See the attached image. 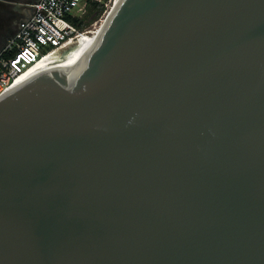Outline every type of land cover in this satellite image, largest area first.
<instances>
[{"label":"water","instance_id":"1","mask_svg":"<svg viewBox=\"0 0 264 264\" xmlns=\"http://www.w3.org/2000/svg\"><path fill=\"white\" fill-rule=\"evenodd\" d=\"M0 264H264V0H119L0 97Z\"/></svg>","mask_w":264,"mask_h":264},{"label":"built area","instance_id":"2","mask_svg":"<svg viewBox=\"0 0 264 264\" xmlns=\"http://www.w3.org/2000/svg\"><path fill=\"white\" fill-rule=\"evenodd\" d=\"M103 1H35L33 13L20 21L18 30L0 50V97L14 88L20 77L52 50L75 45L84 35H95L107 9L89 25L82 21L90 6Z\"/></svg>","mask_w":264,"mask_h":264},{"label":"bare ground","instance_id":"3","mask_svg":"<svg viewBox=\"0 0 264 264\" xmlns=\"http://www.w3.org/2000/svg\"><path fill=\"white\" fill-rule=\"evenodd\" d=\"M118 1L119 0H113L112 5L110 6L109 10H107L106 15L104 16L102 25L96 31L95 35H84L75 45L68 46L64 49L52 50L43 58H41L36 64H34L26 73H24L16 82L15 86L24 82L30 76L43 69L56 67L59 70H63L83 60L98 42L106 18L111 12L114 4Z\"/></svg>","mask_w":264,"mask_h":264},{"label":"crops","instance_id":"4","mask_svg":"<svg viewBox=\"0 0 264 264\" xmlns=\"http://www.w3.org/2000/svg\"><path fill=\"white\" fill-rule=\"evenodd\" d=\"M19 0H0V50L7 40L18 30L19 23L33 13V5L18 10Z\"/></svg>","mask_w":264,"mask_h":264},{"label":"trees","instance_id":"5","mask_svg":"<svg viewBox=\"0 0 264 264\" xmlns=\"http://www.w3.org/2000/svg\"><path fill=\"white\" fill-rule=\"evenodd\" d=\"M105 1L106 0H104L103 2H96L89 7L88 12L86 13L82 21V23L84 22V25H89L99 18V16L105 9Z\"/></svg>","mask_w":264,"mask_h":264},{"label":"rangeland","instance_id":"6","mask_svg":"<svg viewBox=\"0 0 264 264\" xmlns=\"http://www.w3.org/2000/svg\"><path fill=\"white\" fill-rule=\"evenodd\" d=\"M113 0H107V4L105 3V9L102 12V14L99 16V18L105 13L106 9L109 10L110 6L112 5Z\"/></svg>","mask_w":264,"mask_h":264},{"label":"flooded vegetation","instance_id":"7","mask_svg":"<svg viewBox=\"0 0 264 264\" xmlns=\"http://www.w3.org/2000/svg\"><path fill=\"white\" fill-rule=\"evenodd\" d=\"M34 1H37V0H34Z\"/></svg>","mask_w":264,"mask_h":264}]
</instances>
